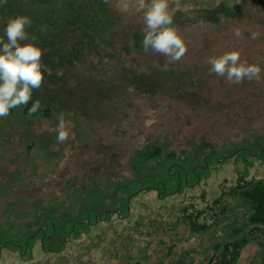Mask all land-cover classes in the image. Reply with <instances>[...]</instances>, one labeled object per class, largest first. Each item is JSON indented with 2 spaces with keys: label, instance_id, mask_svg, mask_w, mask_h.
<instances>
[{
  "label": "trees",
  "instance_id": "1",
  "mask_svg": "<svg viewBox=\"0 0 264 264\" xmlns=\"http://www.w3.org/2000/svg\"><path fill=\"white\" fill-rule=\"evenodd\" d=\"M236 2L233 5L223 2L215 6L202 5L198 11V20L210 21L216 28L220 27L219 31L228 30L226 27L232 22L229 20L236 23L240 19L248 21L242 25L249 26V29L235 26L234 33L241 27L242 36L232 35L233 39H226L223 53L232 51L230 44L233 43H247L248 48L253 49L259 38L250 39V33L264 26V10L253 8L247 0H241L240 4ZM25 9L38 13L33 22L41 21L40 30L27 28V32L29 40L34 37L33 42L44 50L42 62L51 74L45 72L42 91L23 106L24 115L49 118L51 108L71 111L72 114H66L82 119L83 129L90 134L98 130L103 134L101 127H95L98 125L96 120L102 118L105 125L120 131L121 135H129L130 145L134 147L140 143L138 138L143 132L138 121L131 120L139 109L136 108V100L140 98L144 99L141 109L153 110L162 131L154 132L141 149L134 147L126 151L129 157L124 155L127 159L122 163L119 154L113 157L115 162H112L110 154L109 161L115 169L122 164L124 168H132L134 174L133 177L121 174L125 179L117 182L111 189V196L104 197L105 200L97 207L78 206L73 196L77 190L73 189V194H68L64 202L68 204L72 200L70 206L56 211L52 205H47L53 198L48 196L50 191L45 186L41 195L32 200L31 210H26L24 220L31 219H22V228H15L8 239L0 237V257L2 249L10 247L11 253L19 254V264L31 263L33 247L37 243L44 260L34 264H238L243 250L256 245L264 260V176L250 173L253 159L247 162L244 174H236L219 184L218 195L203 193L197 196L193 191L201 183L199 171L204 170L203 167L196 166L195 162L187 166L181 158H176L180 156L177 154L185 155L188 146L177 143L176 132L162 129L171 116L179 118L178 125L182 126L200 122L188 145H194L192 152L200 153L198 158L207 168L240 156L245 161L248 157L257 159V164L264 165V127H239L245 135L241 143L231 142L229 146L222 147L220 141H226L228 132L236 129L233 125L236 121L224 107L216 109L208 104L207 99L202 101L199 89L191 90L200 88L209 76L213 80L226 79L205 73L210 65L205 63L204 52H214L206 41L197 44L185 39L187 51L184 57L165 66L167 58L156 53L154 59L139 58L140 53H146L142 48L143 14L139 13L136 18L130 13L127 16L128 11L124 10L123 3L119 5V0H6V3L0 0V22L4 21V29L10 18L22 15ZM43 15L45 21H42ZM190 19L191 16L187 25L184 18L173 15V26L183 39V34H195ZM257 59L256 55L248 62L253 63ZM260 67L262 77L264 63ZM58 71H62V75L58 76ZM245 82L247 80L235 86L233 99L242 95L241 87ZM249 83L251 88L253 80ZM232 84L227 81L228 86ZM246 85L249 86L248 83ZM229 90L230 87L222 90L225 105L230 101ZM244 94H255V104L247 95L234 102L235 109H238V116L235 115L234 119L239 125L245 115L262 111L264 107V92L251 88ZM161 95L165 100L162 104L159 103ZM258 98L263 102L258 103L259 106ZM36 100L40 101L41 107L29 116L28 111ZM250 104L253 106H248ZM176 106L182 107L180 111L183 114L177 115ZM262 116L264 113L259 114ZM178 125L177 128L182 129ZM221 126L231 127L228 131L222 129L220 134ZM248 132L251 134L247 136ZM94 137L93 148L101 147L104 140L97 138L96 134ZM99 155L100 159L98 156L97 159L105 161L104 156ZM161 157L165 158L162 159L167 163V169L170 168L166 174L167 181L162 182L155 175L136 170L147 158L158 160ZM70 186L73 187L72 184ZM153 194L155 198L149 201V208L133 203L136 196L152 197ZM132 204L137 209L136 213ZM32 212L37 215L32 217ZM38 217L41 222L34 228L32 218ZM111 219L116 221L112 232H97L85 245L84 254L80 257L66 254L72 241L90 235L92 229L111 222ZM99 250L103 253L99 258L88 256V253L99 254Z\"/></svg>",
  "mask_w": 264,
  "mask_h": 264
},
{
  "label": "rangeland",
  "instance_id": "2",
  "mask_svg": "<svg viewBox=\"0 0 264 264\" xmlns=\"http://www.w3.org/2000/svg\"><path fill=\"white\" fill-rule=\"evenodd\" d=\"M234 1H238L236 3L240 4L241 0H168L170 12L173 15H177L179 18H184V20L188 22L187 25L190 24L189 16H191V23L194 24V28L191 27V29H194L195 34L192 36H185L183 34L184 40L186 39L187 42L197 44L206 41L205 43L207 46L214 51H205L206 53L204 52L203 57L206 58V61L210 56H219L221 53H223L225 50L224 41H226V39L228 40L230 37L233 39V36L235 35L234 29H236L235 26H241L242 23L246 25L248 21L245 19H240V21L236 23L235 20H229V22H232H230V24H228L226 27L228 30L219 31L220 27L216 28L210 21H205L202 18L198 20V11L203 8L202 5L215 6L222 2L233 5ZM125 2L126 0H119V5L121 6L122 3L124 5ZM247 2H250L253 8L264 10V0H247ZM129 13L135 18L136 16L138 17L139 13L143 14V10L139 8V0H134V6L128 10L127 16H129ZM37 14V12H30V9H25L22 15L28 16L31 19V26L28 27V29L40 30L41 21L33 22L36 19ZM200 16H202V13ZM42 18V21L46 20L45 15H43ZM244 25L241 26L243 29L250 28L249 26L244 27ZM241 27H239L240 31L243 30ZM257 30L261 33V35L253 49L248 48L249 46L247 43L230 44L233 50L240 51L241 60L248 61L250 58L256 55L259 58L264 57V26H260ZM223 36L226 37L223 38ZM0 39H4V21L0 22ZM220 45L222 47H219ZM154 54L155 53H150V51L149 53H140L139 58L146 57L154 59ZM205 73L209 74V70H207ZM210 77L211 76L203 81L204 83L200 88L195 87L194 89L191 88V90L197 91L199 89L203 96L202 101L207 99L208 104L213 105L216 109L224 107V110L227 111L228 115H230L232 119L236 121V123L233 124L236 129H234V131L228 132L229 134L226 137V141H220V143L223 144L222 147H226L227 145L229 146V143L231 142L241 143L245 135L240 131L239 127L241 128L242 126H250L256 129L264 127V116L259 117V114L264 113V107H262V111L248 113L247 117L245 115V119L241 121V125H239L237 119H234L235 115L238 116V109L236 110L234 107L235 103L238 101V98H242V95H244L245 98L248 96L250 99H253L254 105V98L256 95L250 94L249 96L244 93H247V91H249L251 88H255L257 91L264 92V74L259 81L253 80L251 88L250 83L247 80V82H245L241 87L242 95H239L234 99L232 97V91L237 84L228 86L226 79L219 80L216 78V80H213ZM247 83L249 86L246 85ZM227 87L231 88L228 93L230 95V101L228 105H225L221 95L223 94L222 90L226 89ZM41 91V87L40 89L35 90L33 92L32 99L33 97H36L38 93H41ZM162 95L159 97L160 104L164 103L165 101ZM136 101L138 103L136 108L139 107V109L136 110L137 113L134 112L135 118L132 117L131 120L133 122L137 120L138 125L143 127L142 136L138 138L140 143L137 146H134L138 150L145 146L146 140L153 136L154 132L160 130V125H158L159 123H157V119H155L156 116H154L153 110L151 112L150 109H145L144 107L141 109V106L144 105V99L137 98ZM258 103L260 104L263 102L258 98L257 105L259 106ZM217 105H219V107H217ZM253 105L250 104L248 106ZM22 108L23 106L12 109L7 117L0 118V237L3 240L4 238L8 239V237L13 234L14 230H16L15 228H18L19 226L22 228V219H25L27 214L26 210H31V203L33 202L32 200L38 198L41 195V192L45 186L50 191V195L48 194V196L53 198V202L51 201L47 203V205H52L53 209H56V211H63L61 209H65L70 206L72 200L68 204H65L64 202L66 196L74 191L73 189L77 190L75 195H73L75 198V203H77L78 206L84 205L86 207L92 208L102 204V202L105 200L104 197L107 195L111 196L110 194L112 192V187H115L117 182L123 181L125 179L121 174H124L127 177H133L134 174L132 168H124L121 166L122 164L118 168L119 171L122 172H119L117 168L115 169L114 166L111 165L109 161L110 154L112 155V162H115L113 161V157L115 158V156H118L119 154V158L122 163L123 159H127L129 157L125 152H129V150H133L135 148L130 145L129 135L126 133L121 135L120 131H116L114 128L105 125V122L102 118L96 120L98 125L95 127H101L100 130L103 134H100L98 129L97 130L99 134L98 132H95V134L97 138L101 137L102 140H104V144L102 143L100 145L101 147L93 148L94 146L92 144L96 138L94 137V132L91 134L87 131L85 132L82 127V119L76 118L74 114L67 115L68 113L72 114L71 111L51 108V110L48 111L51 112V117L41 118L39 116L38 118L27 117L22 113ZM149 108H152V106ZM176 108L178 110L177 115L179 113L183 114L182 111H180L182 110V107L176 106ZM198 108L199 107L197 106L196 109ZM194 112L198 111L195 110ZM205 112L212 113L211 110H206ZM61 113L64 115L66 127L69 131V138L64 142L57 141V132L54 131L59 123L58 115ZM239 116H241V114H239ZM216 118H219V116H216ZM178 119L179 118L174 116L169 117L162 129L166 128L170 129L172 132H176L175 137L177 143H183L184 146H188L186 154H177L180 156L176 158H181L187 166H189L191 162H195L196 166H201L204 169L199 171L201 175V180L199 181H201V183L193 191L194 195L200 196V194L203 193L208 194V196L218 195L219 184L225 179L234 178V175L236 174H244L247 170V162H250L252 159L253 165H251L249 168L250 173H253V175L264 176V165L257 164V159L249 157L247 158V161L244 160V157L240 156L234 159L222 161L221 163H214L210 165L209 168L203 166L202 160L198 158V154L200 153L192 152L194 145H191L190 147L188 145V140H192V137L194 138L196 134L195 132H197L199 128L200 122H191L188 124V126H182L178 125ZM125 125L126 124L124 121L123 126ZM177 125L182 129L179 130ZM230 127L231 126L224 128L221 126L218 132L221 134L224 130L228 131ZM246 134L248 136L251 133L248 132ZM182 149L185 150V148ZM99 154L104 156L105 161L102 159L100 162L97 159V156L100 159ZM124 155L127 156V158H125ZM162 158L165 159L164 157H161L158 160H151L150 158H147V160L144 161L140 167L136 168V170L148 173L150 175H155V177H158L162 182L167 181L168 178H166V174L169 172L170 168L167 169V163L163 161ZM178 161L179 160L176 162ZM71 184L73 187L70 186ZM154 198V194L152 197L151 195H145L144 197L136 196L133 203L140 206L147 205V208H149V201L153 200ZM181 199L182 197L180 196L179 200ZM170 200L172 199L170 198ZM38 201L40 204L39 199ZM108 202L105 201V203ZM45 203L46 202L44 201V204ZM134 204L132 205L134 212L136 213L137 209L134 208ZM35 215H37V213L32 212V217ZM29 218L31 219V217ZM29 218L24 221H28ZM113 218H116V216ZM32 219V223L35 225V228L41 222L40 217ZM114 222L116 223L115 219H111V222L102 223L99 225V227L92 229L90 235L86 233L87 235H83L81 238L72 241V243H70V245L67 247L66 254L73 257H80L86 251L87 248H85V245L89 244L90 238H92L94 235L96 236L97 232L103 230L104 232L107 231V233H111L112 226L115 224ZM9 248L10 247L2 249L3 251L0 257V264H19V254L17 255L15 253H11L12 250ZM89 254L93 257L96 256L99 258L103 253H101V251L99 254L95 252L88 253V256H90ZM41 259L44 260L43 255L39 253L38 244L35 243L33 247V261L31 263L27 262L25 264H34L39 262ZM238 264H264V260L262 256L258 254L257 246L249 245L243 250Z\"/></svg>",
  "mask_w": 264,
  "mask_h": 264
},
{
  "label": "clouds",
  "instance_id": "3",
  "mask_svg": "<svg viewBox=\"0 0 264 264\" xmlns=\"http://www.w3.org/2000/svg\"><path fill=\"white\" fill-rule=\"evenodd\" d=\"M6 3V0H4ZM134 6V0H126L124 10ZM139 8L143 10L144 36L142 48L144 52H153L166 57L165 66L179 62L186 54L187 48L178 29L173 26V14L169 10L168 0H139ZM31 26L28 16L17 15L10 18L4 34L0 39V118L7 117L12 109L27 105L32 100L33 92L40 89L44 82L45 72L51 70L42 62L44 50L29 40L27 28ZM235 36L241 37L239 29ZM261 33L252 31L250 39H258ZM206 63L210 65L209 74L224 77L229 83L240 84L245 80L259 81L261 78L260 57L253 63L241 60L238 50L225 52L219 56H210ZM57 75H62L58 71ZM41 107L40 101L32 103L28 115L32 116ZM57 141L64 142L69 138L64 115H58Z\"/></svg>",
  "mask_w": 264,
  "mask_h": 264
}]
</instances>
